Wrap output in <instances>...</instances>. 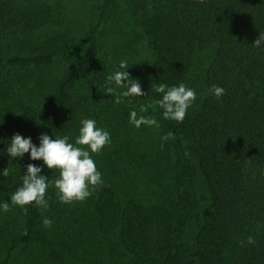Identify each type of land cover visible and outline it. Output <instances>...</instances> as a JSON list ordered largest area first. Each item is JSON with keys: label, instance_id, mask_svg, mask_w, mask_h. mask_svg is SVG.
I'll use <instances>...</instances> for the list:
<instances>
[{"label": "trees", "instance_id": "obj_1", "mask_svg": "<svg viewBox=\"0 0 264 264\" xmlns=\"http://www.w3.org/2000/svg\"><path fill=\"white\" fill-rule=\"evenodd\" d=\"M83 1L89 19L63 0H0V204L30 163L49 181L46 211L0 208V264H264V0ZM121 60L147 94L116 104L103 86ZM161 83L195 90L182 123L163 118ZM132 110L159 127L137 129ZM85 118L110 133L92 154L104 183L62 204L58 171L6 149L16 133L75 143Z\"/></svg>", "mask_w": 264, "mask_h": 264}, {"label": "clouds", "instance_id": "obj_2", "mask_svg": "<svg viewBox=\"0 0 264 264\" xmlns=\"http://www.w3.org/2000/svg\"><path fill=\"white\" fill-rule=\"evenodd\" d=\"M199 2L203 3V0ZM262 44H264V33H260L252 46L260 48ZM128 68V62L121 60L119 69L106 77L104 92L113 94L116 104L122 103L123 98L147 94L142 91L139 81L131 78ZM113 84L115 87L112 86ZM117 88L124 90L117 92ZM151 88L162 94V99L156 101V104L163 110V118L177 123L184 121L188 109L197 99L195 90L188 88L184 83L172 87L161 83L152 85ZM209 93L220 99L225 94V89L214 85L209 89ZM150 107H152L151 104L141 105L140 112L146 113ZM80 123L81 127L75 143L69 142L71 137L68 135L52 139L47 133H42L39 137L40 145L37 147L30 137L24 138L16 133L6 149L11 159L23 157L30 152L31 160H42L48 169L58 171L59 178L52 183L56 189L57 198L62 204L84 202L104 183L102 173L97 169L92 154H99L106 145L110 144V133L103 128H98L94 119L85 118ZM129 123L137 129L142 125L159 127V122L155 118L144 115L138 117L135 110L129 113ZM169 139H175L172 132L161 137L162 141ZM42 170V167H37L35 164L27 165V172L22 176V186L11 195L12 207L19 206L25 213L29 205H35L42 211L48 209L46 193L49 181L48 177L41 175ZM0 174L8 177V168ZM10 204L4 202L0 204V208L4 212L11 211ZM42 223L45 228H51L53 225V221L48 218H44ZM248 243H254L251 236L248 237Z\"/></svg>", "mask_w": 264, "mask_h": 264}, {"label": "rangeland", "instance_id": "obj_3", "mask_svg": "<svg viewBox=\"0 0 264 264\" xmlns=\"http://www.w3.org/2000/svg\"><path fill=\"white\" fill-rule=\"evenodd\" d=\"M53 2L57 1V0H52ZM63 5L66 7V11H72V12H76L78 13L80 17H82L83 19H85L86 17L92 16L94 14L92 7H93V3H85L83 0H63ZM115 31H114V35H115V39H117L118 37H125L124 35V29L121 28L118 25H115ZM107 37L110 36V34H106ZM114 42L113 40L108 41V44H112ZM147 55H148V51H143L141 53V55L138 58V61L140 62L141 65L145 64V61L147 59Z\"/></svg>", "mask_w": 264, "mask_h": 264}]
</instances>
